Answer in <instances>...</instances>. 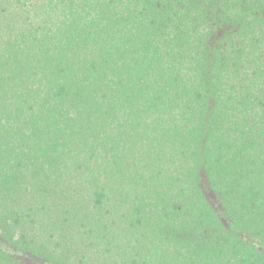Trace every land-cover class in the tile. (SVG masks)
I'll return each instance as SVG.
<instances>
[{"label":"trees","instance_id":"16d2710c","mask_svg":"<svg viewBox=\"0 0 264 264\" xmlns=\"http://www.w3.org/2000/svg\"><path fill=\"white\" fill-rule=\"evenodd\" d=\"M264 264V0H0V264Z\"/></svg>","mask_w":264,"mask_h":264},{"label":"rangeland","instance_id":"374dc122","mask_svg":"<svg viewBox=\"0 0 264 264\" xmlns=\"http://www.w3.org/2000/svg\"><path fill=\"white\" fill-rule=\"evenodd\" d=\"M35 263L37 264V263H38V261H35Z\"/></svg>","mask_w":264,"mask_h":264}]
</instances>
